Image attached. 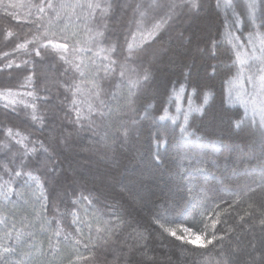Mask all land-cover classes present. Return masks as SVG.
I'll return each mask as SVG.
<instances>
[{
  "label": "trees",
  "instance_id": "obj_1",
  "mask_svg": "<svg viewBox=\"0 0 264 264\" xmlns=\"http://www.w3.org/2000/svg\"><path fill=\"white\" fill-rule=\"evenodd\" d=\"M48 2L0 0V234L11 230V259L31 264L38 248L39 264H222L237 249L234 264H250L264 239L251 227L259 211L247 215L264 191L243 195L264 184V0H203L197 16L159 28L154 13L129 23L124 5L137 0H52L65 7L41 13ZM117 40L123 56L108 51ZM65 42L68 52L53 47ZM145 44L151 64L128 55ZM239 79L262 84L255 115ZM178 227L225 238L205 250L172 236Z\"/></svg>",
  "mask_w": 264,
  "mask_h": 264
},
{
  "label": "snow or ice",
  "instance_id": "obj_2",
  "mask_svg": "<svg viewBox=\"0 0 264 264\" xmlns=\"http://www.w3.org/2000/svg\"><path fill=\"white\" fill-rule=\"evenodd\" d=\"M48 7L51 9H57V8H63L65 5L63 4H57L53 3L52 0H49V2L45 4H41L39 6V10L41 13L44 12V8ZM90 8H100V4H90L88 5ZM111 7V5H109ZM124 7L131 8L132 9V17L129 21L130 24H135L137 28L140 27V21L138 17H143L146 13H154L155 16L158 18V23L156 24V27L159 28L162 24L170 23L171 21L180 19L181 17H189L193 18L197 16L200 12V9L203 7V0H137L135 3V6L132 4L124 5ZM247 9H254L255 4H247L244 6ZM260 28L264 29V14L261 15L260 19ZM153 33H149L148 35L151 36ZM98 36H105V33H97ZM143 36V33L141 34ZM47 40V37H45ZM72 38L70 36L65 37L66 41H70ZM187 39V38H185ZM114 47H110L108 51L113 52V54L123 56V47L120 44V42L112 41L111 42ZM48 44H51V41H48ZM53 47L59 48L64 50L65 52L69 51L70 44L68 42H65L63 44H56L53 45ZM46 48V45L43 44H37L36 50H35V56L40 57L41 59H44V56L42 55V52ZM131 46H129V52L128 55L132 56L135 55L137 58H142L145 60L146 63L151 64L155 59V53L151 52L148 49V45L145 44L143 47H138L137 51L133 53L131 50ZM73 51H79V49L73 48ZM262 51H264V46H262ZM107 58V57H106ZM125 61H127V56L124 57ZM264 62V60H262ZM112 64H116L117 61H110ZM122 67V65H121ZM33 70H35V65ZM123 75V73H122ZM150 72L147 70V68L144 69L143 74V81L144 83H147L150 79ZM139 81H133L131 82V87H134L136 84H138ZM130 87V92H131ZM69 91L72 90V85L68 86ZM31 95V93H29ZM74 103V101H73ZM129 103L131 104V97L129 98ZM158 159V157H157ZM18 175V173H17ZM8 182H5L7 184ZM258 191H264V184L260 185L258 189H249L247 193H243V195H248L251 197H256ZM231 207V206H230ZM250 208H252L254 211L252 213H248V218L251 220H256V211H259V219L258 224L254 223L251 227L259 228L261 232H264V199L255 200L252 204L249 205ZM164 211H168L167 208L164 209ZM227 211V210H226ZM157 217L160 216V210L157 209V211L154 213ZM209 216H214L215 218L211 219L210 227L214 230H219L218 225L222 222V214L220 211H215L208 213ZM243 219V218H242ZM208 225H206L207 227ZM79 231V230H77ZM231 231V229H229ZM183 232L186 235H180L177 236L175 231H171V235L176 237L178 240L186 241L189 244L197 245L199 248H204L207 250V246H214V242L219 244L224 240V236H217L214 233L205 235L203 232L196 233L192 232L189 228H184ZM61 235V232L57 230L55 232V236L59 237ZM5 237H7L8 240L12 239L11 230L4 234H0V264H21L20 261H13L11 257L15 256L17 254L16 248L12 246V244L6 243ZM51 239V238H50ZM65 239H68V237H65ZM16 240H19V234L16 237ZM81 241L75 240L74 246L77 248L79 247ZM85 251L88 250V244L84 245ZM195 251V249H193ZM253 252H256V255L251 258L250 264H264V239H261L259 245L253 244L252 246ZM237 249L231 250L232 259L231 260H224L222 264H234L235 261V253ZM203 255V253H200ZM220 255H224L223 250L219 253ZM79 261H85V264H87L86 258L83 256H75L74 259L68 260L67 264H78Z\"/></svg>",
  "mask_w": 264,
  "mask_h": 264
},
{
  "label": "rangeland",
  "instance_id": "obj_3",
  "mask_svg": "<svg viewBox=\"0 0 264 264\" xmlns=\"http://www.w3.org/2000/svg\"><path fill=\"white\" fill-rule=\"evenodd\" d=\"M252 47V50L251 52L253 53L254 56H259V54H257L254 49L253 46ZM259 53H261L260 51H258ZM260 58V57H259ZM262 87V84L260 83V85H257V86H253L252 83L250 82L248 85H243L242 83V80H236L233 82V88H235V93L238 95H241L242 96V91L244 90V94L249 98L250 100V112L252 115H255L257 113V105L254 103V100H253V97H254V94L256 96L258 90H260ZM244 100V97L243 99ZM257 101V100H256ZM176 103L178 105L179 103V100L178 98L176 99ZM182 105V100H181V95H180V106ZM185 227H178V228H169V231H175L176 232V235L180 236V235H186L184 232H183V229ZM192 232H196V233H200V232H197V231H193ZM205 234V233H204ZM206 235V234H205ZM40 254V249L38 248H35L34 251L32 252V255L30 257V260H31V264H39V256Z\"/></svg>",
  "mask_w": 264,
  "mask_h": 264
}]
</instances>
